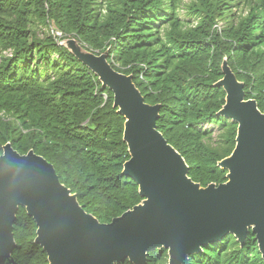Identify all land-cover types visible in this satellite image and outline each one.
I'll return each instance as SVG.
<instances>
[{
	"label": "trees",
	"instance_id": "trees-1",
	"mask_svg": "<svg viewBox=\"0 0 264 264\" xmlns=\"http://www.w3.org/2000/svg\"><path fill=\"white\" fill-rule=\"evenodd\" d=\"M101 1L0 0V155L8 142L22 155L33 150L85 212L109 223L142 200L137 184L121 174L129 159L125 120L112 107V92L60 46L64 36L108 49V62L115 56L129 66L111 64L133 75L145 103L161 105L158 131L184 158L188 176L205 187L226 181L217 164L235 146L237 124L218 115L225 93L214 87L224 58L244 83L245 98L264 112V0H194L183 8L182 0ZM203 124L219 127V140ZM13 234L15 248L0 264H48L24 208ZM147 264H167V251L149 252ZM188 264L264 262L250 232L243 246L228 235Z\"/></svg>",
	"mask_w": 264,
	"mask_h": 264
},
{
	"label": "water",
	"instance_id": "water-1",
	"mask_svg": "<svg viewBox=\"0 0 264 264\" xmlns=\"http://www.w3.org/2000/svg\"><path fill=\"white\" fill-rule=\"evenodd\" d=\"M66 48L113 94L124 118L123 141L129 159L122 176L132 179L142 199L131 209L100 223L61 184L54 167L33 150L19 154L8 142L0 155V260L15 248L13 225L19 208L36 225L34 244L48 264H147V255L166 250L168 264L189 257L228 235L241 246L251 232L264 262V112L245 100L226 60L214 86L225 92L218 115L237 124L231 154L218 162L226 181L203 187L189 176L184 158L157 129L160 104H146L131 75L115 71L107 53L99 56L75 40Z\"/></svg>",
	"mask_w": 264,
	"mask_h": 264
},
{
	"label": "rangeland",
	"instance_id": "rangeland-1",
	"mask_svg": "<svg viewBox=\"0 0 264 264\" xmlns=\"http://www.w3.org/2000/svg\"><path fill=\"white\" fill-rule=\"evenodd\" d=\"M116 0H102L101 1V3H102V5H104V6H106V5H108V4H111L112 5V3L113 2H115ZM192 1H194V0H182V8L183 7H185L186 5L188 6V5H191V3H192ZM239 9H240V6L239 5H236V6H233V7H231V10H233L234 11V14H237L238 12H239ZM179 14H180V17L182 18V19H184V18H186L185 17V12H184V10H182V9H180V11H179ZM189 18V17H188ZM187 19V18H186ZM185 20V19H184ZM188 20V19H187ZM192 21V20H191ZM195 25V23H194V21L193 22H191L190 23V26H194ZM162 25H161V23H154L153 24V27H156V28H162L161 27ZM214 27H218L219 28V30H221L222 29V25H221V23H218V24H216ZM54 35L55 36H58V37H60V36H62V34L60 33V32H56V33H54ZM75 40V41H77V43L83 48V49H85L86 51H88V52H90V53H93V54H95V55H97V56H99L100 54H102V53H107V60H108V56H109V51H108V49L107 50H105V51H100V50H92V49H88L87 48V46L86 45H83V44H81L80 42H79V40L78 39H76V38H72L71 36H64V39L63 40ZM61 43V42H60ZM10 53H6V55H9ZM224 60H226L227 61V59L226 58H224L223 59V61ZM110 65L112 64L113 66H115V68H117V69H119V70H121V71H126L128 68H129V66L127 67H121V64L118 62V59L114 56V57H111V62H108ZM223 63V62H222ZM112 67V66H111ZM221 71H222V64H221ZM233 72V71H232ZM123 74V73H122ZM223 74V73H222ZM129 75H131L132 77H133V75L132 74H129ZM129 75H127V76H129ZM236 76V75H235ZM223 78V77H222ZM221 78V79H222ZM220 79V80H221ZM238 80V79H237ZM219 81V80H218ZM217 81V82H218ZM239 81V80H238ZM216 82V83H217ZM239 82H241V81H239ZM243 83V82H242ZM244 84V83H243ZM215 85V84H214ZM215 87V86H214ZM225 93V92H224ZM142 95V94H141ZM143 97V96H142ZM245 100H249V99H246L245 98ZM146 104H148V103H146ZM149 105H151V104H149ZM155 105V104H154ZM231 121V120H230ZM205 126H208L209 127V124H203V125H200L199 127L200 128H204ZM209 128H212V129H214L215 131H214V133H213V135H211V137H212V139L213 140H219V134L221 133V129L219 128V127H217V126H215V127H213V126H210ZM226 158V157H225ZM237 241V240H236ZM238 242V241H237ZM167 264H168V254H167Z\"/></svg>",
	"mask_w": 264,
	"mask_h": 264
}]
</instances>
